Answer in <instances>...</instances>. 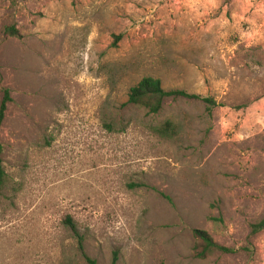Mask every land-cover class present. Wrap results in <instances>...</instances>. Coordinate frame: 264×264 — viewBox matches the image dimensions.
I'll list each match as a JSON object with an SVG mask.
<instances>
[{
    "label": "rangeland",
    "instance_id": "obj_1",
    "mask_svg": "<svg viewBox=\"0 0 264 264\" xmlns=\"http://www.w3.org/2000/svg\"><path fill=\"white\" fill-rule=\"evenodd\" d=\"M4 90L0 264H264V0H0Z\"/></svg>",
    "mask_w": 264,
    "mask_h": 264
},
{
    "label": "trees",
    "instance_id": "obj_2",
    "mask_svg": "<svg viewBox=\"0 0 264 264\" xmlns=\"http://www.w3.org/2000/svg\"><path fill=\"white\" fill-rule=\"evenodd\" d=\"M6 34L10 37H17L16 31L11 28H6ZM118 36L114 37V41L118 40ZM185 99L200 101L205 105V109L209 111L211 107L214 106V102L209 98L201 99L198 96L186 94L182 91H164L161 87L160 81L152 77H142L140 78L133 86L127 90L125 105L132 108H141L148 115H155L161 107V103L164 99ZM10 99L6 90L3 91L2 99L0 101V122L3 118V113L5 111V106L9 103ZM104 128L109 131L110 128L108 125H104ZM173 133L170 125L164 123L160 128L153 129L152 134L159 138H168ZM4 183V173L1 167L0 161V191ZM65 224L73 230V226L69 219H65ZM264 228V218L258 222L249 225V235H255ZM191 235L199 243L200 251L197 253L198 258L204 257L205 254L210 252L218 253H229L230 251L214 244L208 235L205 232L192 230ZM80 241L78 240V246ZM85 264H95L93 260H90L86 257H83ZM115 256L113 255L112 262L113 264Z\"/></svg>",
    "mask_w": 264,
    "mask_h": 264
}]
</instances>
